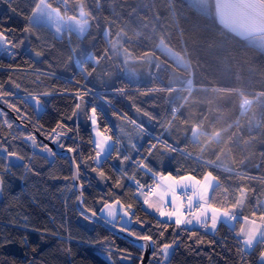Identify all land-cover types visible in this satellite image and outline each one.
<instances>
[{
	"label": "trees",
	"instance_id": "16d2710c",
	"mask_svg": "<svg viewBox=\"0 0 264 264\" xmlns=\"http://www.w3.org/2000/svg\"><path fill=\"white\" fill-rule=\"evenodd\" d=\"M39 2L0 0V33L10 46L0 54V264H109L103 254L115 264L142 259L139 248L104 227L80 223L69 159L45 142L73 152L87 210L99 215L115 201L127 208L134 224L118 226L153 241L148 264H264V241L245 250L242 220L215 234L177 229L135 198L136 186L157 176L211 174V207L264 218V52L223 27L213 3L205 13L188 0H47L69 17L82 10L88 20L83 37L57 38L30 23ZM94 109L114 142L100 165ZM119 122L148 132L134 152L124 149Z\"/></svg>",
	"mask_w": 264,
	"mask_h": 264
},
{
	"label": "rangeland",
	"instance_id": "374dc122",
	"mask_svg": "<svg viewBox=\"0 0 264 264\" xmlns=\"http://www.w3.org/2000/svg\"><path fill=\"white\" fill-rule=\"evenodd\" d=\"M192 4H194L199 10L209 13L212 10V3L214 7L215 15L223 22L226 26L225 28L233 32L234 34L247 39L248 42L260 50L264 52V11L262 12V1L254 0L253 2H249L247 0H188ZM30 23L35 27L46 26L50 29L53 35L57 38L62 37H71L72 35H76L81 38L85 34L88 27V20L86 14L80 10L79 15L77 17H69L62 14L60 11L53 9L47 3V0H40L38 7L34 11L31 16ZM30 24V25H31ZM31 26L28 27V31H31ZM161 50L167 54L168 57L173 58L181 63V58L175 55L168 47L164 44H160ZM9 44L6 40L5 35L0 33V54L9 50ZM78 67L84 71V68L78 63ZM250 103V101H249ZM83 104L79 105L78 113H81L83 110ZM91 121V130L93 135V141L97 148V155L95 158V163L100 165L104 162L105 158L112 152L114 145L113 140L101 132L99 129L98 121H97V113L96 110L91 111L90 116ZM32 146L35 150L49 155L50 150L47 148L39 147L37 144H34V140H30ZM2 152V151H0ZM9 162L12 164H20L21 160L16 155H9ZM179 179V178H177ZM187 179H192L196 181L198 184L197 187H192L188 183ZM199 182V183H198ZM216 181L215 178L209 174L203 180H197L195 178L187 177L186 179L179 182V185L186 192L196 193L200 195L202 198H208L210 189L213 188ZM199 188V189H197ZM206 195V196H205ZM189 200V196L186 197V201ZM264 204V201H263ZM165 205V204H164ZM181 205V204H180ZM172 207L173 211H167V214L170 217H166L167 222H173L171 219L174 215H179L181 218V222L179 223L182 226H189L187 222L189 217L195 216L194 212H190L189 214H184L183 206H172L171 204H166ZM99 216L106 220L111 224H115L116 226L120 225L122 227L134 224L131 219L130 213L127 208L120 202L115 201L114 203H106L99 210ZM236 218L234 224L238 222ZM80 223L85 226L88 230L93 228V222L84 218L83 216L79 219ZM119 227V226H118ZM245 247H248L244 243ZM168 249V248H167ZM169 249H172L171 247ZM116 252V251H115ZM165 262L168 260V256L165 253ZM103 259H105L109 264H115V260L112 256L101 255ZM264 261V258H261V262Z\"/></svg>",
	"mask_w": 264,
	"mask_h": 264
},
{
	"label": "crops",
	"instance_id": "0c3cea01",
	"mask_svg": "<svg viewBox=\"0 0 264 264\" xmlns=\"http://www.w3.org/2000/svg\"><path fill=\"white\" fill-rule=\"evenodd\" d=\"M247 1L253 2L254 0H247ZM262 12H263V7H262ZM216 17L218 21L220 22V24L223 27H226L223 24V22H221V20L218 18V16ZM149 59L151 60L152 57H150ZM133 124L135 127H137L141 131V133L134 130L133 127H130L128 123L119 122L118 124V126L122 129L121 131L122 135L124 137L126 136V138H122V141H126L125 142L126 144H124L125 146L124 149L129 148L130 151L132 152H134V150L137 149L139 143L142 142L141 134L148 133L141 126L137 125L136 123H133ZM197 135H198V131L196 130L193 135L194 140L197 138ZM113 145H114V142H113ZM187 177L192 178V176H185L179 179L171 175L157 176L156 182L161 184V188L155 189L152 195L143 196L144 200L142 204H143L144 209L150 214L159 218L160 220L166 221V219L170 217L167 214V211H169V209L167 206H165L166 204H171L172 206H176V208L178 206H183L185 208L183 209L182 213L189 214L190 212H194L195 216L188 218L186 223H188L189 226H182L179 224L182 221L181 218L178 217L179 215L177 214L174 215V217H172L171 219L173 220V223H175L177 229H180V228L205 229L211 234H215L221 224H225L233 228L235 226L234 222L236 218H238L237 220H242L240 232L238 236L241 239L243 246H244V243L246 245L248 244V247L244 246L246 251L251 252L259 242L264 241V218H261V217L241 218L235 212L231 210H223V209H217V208L211 207L209 205L211 189H210L208 198L204 199L200 195H197L196 193H194L193 191L189 195V200L186 201V197H187L186 193L190 190H187L186 192L184 189L180 187L179 182L186 179ZM187 180L190 186L192 187L198 186L196 181L192 179H187ZM169 207L171 208L170 211H173L172 207L171 206ZM125 227H128V226H125ZM171 253H172V249H169V248L166 249V254L168 257L171 255ZM262 257L264 258V254L261 256V258Z\"/></svg>",
	"mask_w": 264,
	"mask_h": 264
},
{
	"label": "water",
	"instance_id": "95a60500",
	"mask_svg": "<svg viewBox=\"0 0 264 264\" xmlns=\"http://www.w3.org/2000/svg\"><path fill=\"white\" fill-rule=\"evenodd\" d=\"M250 103L249 100H246L243 102V109H248ZM50 149L58 156L60 157H67L69 159L72 173H73V183L75 186V190L77 193V199H76V208L81 216L86 218L88 221L93 222L94 224L100 225L107 229L111 234H113L116 237H119L123 240H126L127 242L131 243L133 246L139 248L143 252L142 259L139 264H148L150 257L154 250V243L149 238H137L133 235H131L128 231L125 229L116 226L115 224H111L101 218L99 215L87 210L83 206V187L80 184V172L77 167V164L74 160V155L71 150L68 149H60L57 146H55L52 142H45Z\"/></svg>",
	"mask_w": 264,
	"mask_h": 264
},
{
	"label": "built area",
	"instance_id": "2783aa9c",
	"mask_svg": "<svg viewBox=\"0 0 264 264\" xmlns=\"http://www.w3.org/2000/svg\"><path fill=\"white\" fill-rule=\"evenodd\" d=\"M161 188V184H156V185H149V186H142V185H137L136 186V192H135V196L138 197H143L144 195H152L155 191V189H160ZM187 196L190 195V192L188 191L186 193ZM169 211L171 210V208H168Z\"/></svg>",
	"mask_w": 264,
	"mask_h": 264
}]
</instances>
